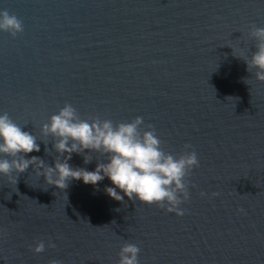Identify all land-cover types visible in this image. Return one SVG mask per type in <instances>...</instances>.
<instances>
[{"label": "water", "instance_id": "obj_1", "mask_svg": "<svg viewBox=\"0 0 264 264\" xmlns=\"http://www.w3.org/2000/svg\"><path fill=\"white\" fill-rule=\"evenodd\" d=\"M5 9L24 31H0V114L37 137L27 159L54 167L42 126L70 103L83 119L142 116L167 151L191 144L200 165L183 216L111 198L107 177L61 190L33 166L13 172L16 185L0 174V264H118L125 242L139 264H264V82L244 61L264 0H0ZM87 154L68 162L95 171L102 158ZM41 240L56 247L36 254Z\"/></svg>", "mask_w": 264, "mask_h": 264}, {"label": "clouds", "instance_id": "obj_2", "mask_svg": "<svg viewBox=\"0 0 264 264\" xmlns=\"http://www.w3.org/2000/svg\"><path fill=\"white\" fill-rule=\"evenodd\" d=\"M0 31L15 38L23 33V22L6 9L0 10ZM249 35L256 41V51L244 61L247 70L255 69L256 79L264 82V27L252 25ZM42 132L44 136L54 138L53 148L59 153L54 167L38 156L27 159V154L41 150L37 137L24 131L8 113L0 114V174L7 176L10 183H18L19 176L14 177L13 172L24 173L30 166L34 167L37 175L45 177L48 185L61 190L67 189L73 180H83L86 185L95 186L107 177L115 187L106 186L105 191L117 201L123 202L127 196L129 200L157 205L177 216L185 215L186 209L182 205L191 198L190 187H195L190 177L200 165L196 151H190L191 144H185L184 150L174 155L164 148L154 125L145 124L142 116L119 123L99 116L83 119L70 103L43 124ZM85 150H89V154L84 156L85 164L92 162L91 153L102 158L95 171L74 168L68 162L73 153L84 154ZM45 151L51 154V150L45 148ZM65 153L68 154L66 157ZM200 195L206 197L208 194L201 192ZM219 195V192L212 193L213 197ZM238 211L245 210L241 208ZM46 247L55 248L56 244L41 240L33 251L41 254ZM140 252L137 244L125 242L118 254V264H139ZM49 264L61 262L53 259Z\"/></svg>", "mask_w": 264, "mask_h": 264}]
</instances>
